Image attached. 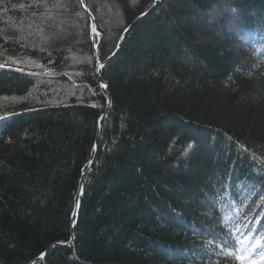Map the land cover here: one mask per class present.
I'll return each instance as SVG.
<instances>
[{
    "label": "trees",
    "instance_id": "obj_1",
    "mask_svg": "<svg viewBox=\"0 0 264 264\" xmlns=\"http://www.w3.org/2000/svg\"><path fill=\"white\" fill-rule=\"evenodd\" d=\"M155 1L0 0V264L69 241L96 59ZM100 75L75 241L36 264H264V0H161Z\"/></svg>",
    "mask_w": 264,
    "mask_h": 264
},
{
    "label": "water",
    "instance_id": "obj_2",
    "mask_svg": "<svg viewBox=\"0 0 264 264\" xmlns=\"http://www.w3.org/2000/svg\"><path fill=\"white\" fill-rule=\"evenodd\" d=\"M161 0H157L155 1V3L153 4V6L144 14H142L141 16L137 17L135 19V21H133V23L128 26L125 31L123 32V34L121 35L115 53L113 54V56L115 54H117V52L120 50L121 44L124 40V38L126 37L127 33L129 32V30L133 27V25L136 23V21H138L141 18L146 17L148 14L151 13V11L157 6L158 3H160ZM82 5L84 7V9L89 13V9L87 7V4L85 2V0H81ZM91 21H92V29L93 27H95V22L93 20V18L91 17ZM95 33V32H93ZM92 41L94 44V50L96 49V44H95V36L93 34L92 37ZM111 59V58H110ZM110 59L105 60L104 62H101L99 60L96 61V74L98 76V80L100 82V86L105 90L107 97H108V103L107 106L105 108V110L103 111V113L101 114V116L98 119V123H97V133H96V138H95V143H94V154L93 157L89 163L88 168L86 169V171L83 173L81 180L79 182V186H78V190H77V194L75 196L74 199V207H73V212H72V216H71V231H70V239L68 242H56L53 243L46 251H44L39 257H37L36 259H34L33 261H31L29 264H36L38 261L40 260H46L49 253L56 247H66L69 246L70 244H72L75 241V225H76V221L79 215V211H80V207H81V195L83 192V187H84V182L85 179L87 177V175L90 173V171L93 169L96 160H97V156H98V152H99V143H100V136H101V131L104 125L105 120L107 119V117L109 116V113L111 111V107H112V98L109 95L108 92V84L107 82L101 77L100 75V70L110 61ZM101 64H103L104 66L101 67Z\"/></svg>",
    "mask_w": 264,
    "mask_h": 264
},
{
    "label": "snow or ice",
    "instance_id": "obj_3",
    "mask_svg": "<svg viewBox=\"0 0 264 264\" xmlns=\"http://www.w3.org/2000/svg\"><path fill=\"white\" fill-rule=\"evenodd\" d=\"M92 31H93V32H96L95 27H93ZM15 62H19V61H15ZM103 66H104V65L101 64V67H103ZM0 67H3V65H0ZM2 119H5V117L0 116V120H2ZM234 198L238 199L239 196L237 195V196H235ZM253 203H255V201H253ZM221 244L223 245V247H224L225 249L229 246V245H228V242H227L226 240H224L223 238L221 239ZM261 247H264V241L259 242V243L255 246V248H254V253H253V254L258 253V254H259V260H260V261H264V251H259V249H260ZM237 259H240L241 262H242V264H243V261H244L245 258H243V257H239V256H238ZM249 264H257V262H256V261H249Z\"/></svg>",
    "mask_w": 264,
    "mask_h": 264
},
{
    "label": "bare ground",
    "instance_id": "obj_4",
    "mask_svg": "<svg viewBox=\"0 0 264 264\" xmlns=\"http://www.w3.org/2000/svg\"><path fill=\"white\" fill-rule=\"evenodd\" d=\"M156 1H157V0H156ZM154 3H155V2H154ZM89 13H90V12H89ZM145 13H146V12H145ZM143 14H144V13H143ZM90 15H91V14H90ZM141 15H142V14H141ZM141 15H139V16H141ZM139 16H138V17H139ZM91 17H92V16H90V18H91ZM141 19H142V18H141ZM139 20H140V19H139ZM134 21H135V20H134ZM91 22H92V21H91ZM136 22H137V21H136ZM114 53H115V52H114ZM110 58L112 59L113 56H111ZM110 58H109V59H110ZM111 59H110V60H111ZM96 61H97V59H96ZM97 77H98V76H97ZM99 83H100V82H99ZM107 84H108V83H107ZM100 87H101V86H100ZM101 88H102V87H101ZM102 89H103V88H102ZM103 90H104V89H103ZM104 91H105V90H104ZM108 92H109V91H108ZM105 93H106V92H105ZM106 95H107V94H106ZM109 95H110V94H109ZM107 103H108V97H107ZM106 106H107V105H106ZM105 108H106V107H105ZM111 108H112V107H111ZM104 110H105V109H104ZM104 110H103V111H104ZM102 113H103V112H102ZM102 113H101V114H102ZM109 114H110V113H109ZM100 116H101V115H100ZM107 118H108V117H107ZM98 119H99V118H98ZM105 121H106V120H105ZM97 123H98V121H97ZM104 123H105V122H104ZM101 132H102V131H101Z\"/></svg>",
    "mask_w": 264,
    "mask_h": 264
}]
</instances>
